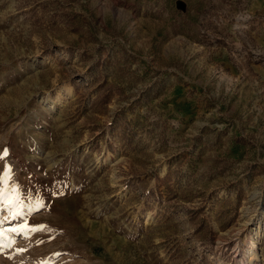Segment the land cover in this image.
Returning <instances> with one entry per match:
<instances>
[{"label":"rangeland","instance_id":"obj_1","mask_svg":"<svg viewBox=\"0 0 264 264\" xmlns=\"http://www.w3.org/2000/svg\"><path fill=\"white\" fill-rule=\"evenodd\" d=\"M0 157V264H264V0H0Z\"/></svg>","mask_w":264,"mask_h":264},{"label":"snow or ice","instance_id":"obj_2","mask_svg":"<svg viewBox=\"0 0 264 264\" xmlns=\"http://www.w3.org/2000/svg\"><path fill=\"white\" fill-rule=\"evenodd\" d=\"M4 155H7V152H5ZM0 158H2V157H0ZM6 175L7 174H5V176ZM0 203L5 204V205L12 203V201L5 199V192L3 189H0ZM42 228H43V226H32V227H30L28 225H25L21 229H19V231L24 232V233H27L29 231L35 232V231L42 230ZM13 231H16V229H13ZM0 235H2V234H0Z\"/></svg>","mask_w":264,"mask_h":264},{"label":"bare ground","instance_id":"obj_3","mask_svg":"<svg viewBox=\"0 0 264 264\" xmlns=\"http://www.w3.org/2000/svg\"><path fill=\"white\" fill-rule=\"evenodd\" d=\"M250 224H252V223H250ZM250 224H247L246 225V228L249 231L248 232V236L250 237V242L247 245V248L244 250V252L252 251L254 253V252H256L258 246H257L256 242L254 240H252V238H253V235L254 234H257L258 233L259 228L258 227H252V228H250V226H249Z\"/></svg>","mask_w":264,"mask_h":264}]
</instances>
